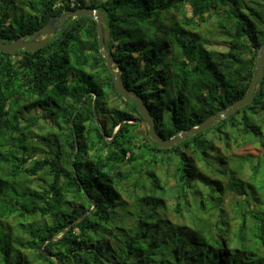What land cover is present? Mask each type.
<instances>
[{"label": "trees", "instance_id": "trees-1", "mask_svg": "<svg viewBox=\"0 0 264 264\" xmlns=\"http://www.w3.org/2000/svg\"><path fill=\"white\" fill-rule=\"evenodd\" d=\"M80 8L104 12L107 53L160 137L246 96L264 0H0V40ZM211 22L225 51L192 34ZM106 62L89 17L69 19L35 52L0 51V225L15 217L19 232L0 235L1 263L264 264V78L251 104L165 150L141 134L136 103L115 92ZM240 141L260 154L233 160Z\"/></svg>", "mask_w": 264, "mask_h": 264}, {"label": "water", "instance_id": "water-1", "mask_svg": "<svg viewBox=\"0 0 264 264\" xmlns=\"http://www.w3.org/2000/svg\"><path fill=\"white\" fill-rule=\"evenodd\" d=\"M82 17H89L92 20L96 21L97 23V33L100 43V51L102 52L104 58L107 61L106 62L107 69L114 84L115 92L123 99L131 98L135 101L138 112L142 118L139 122L147 126L150 139L154 141L162 149L165 150L171 149L172 147L177 145L180 141L185 140L187 137H192L199 133L209 130L215 123L230 118L231 116L235 115L239 111V109L251 104L254 98V91L257 88L259 82L264 78V45H262L257 52L256 70L253 74L252 81L249 84L248 92L243 99H240L235 103H233L231 107L228 108L226 111L211 115L207 120H205L199 126L194 127L187 131H181L172 139H168V140L164 139L158 135L156 130L155 119L151 114V112L149 111L143 98L139 96V94L136 91L129 90L125 86L121 78V72L119 70L116 71L113 68L114 67L113 60L110 57V55L107 53V50L105 48V41H104L105 14L102 10L80 8L68 12L67 14L62 16L53 17L49 20V22L45 27L39 29L38 31L32 34H28L26 36L20 37L14 42L4 43L3 41L0 40V51L10 55H14L21 50H24L26 52H35L39 49L44 48L49 43L50 38L64 28L65 23L69 19H76ZM78 111L79 110H77L76 114L78 113ZM94 115H96L95 106H94ZM94 209H95V205H93L92 209L89 212H87L78 221L82 220L87 215L92 214ZM48 241H50V239L42 243L41 245L42 251L45 243Z\"/></svg>", "mask_w": 264, "mask_h": 264}, {"label": "rangeland", "instance_id": "rangeland-1", "mask_svg": "<svg viewBox=\"0 0 264 264\" xmlns=\"http://www.w3.org/2000/svg\"><path fill=\"white\" fill-rule=\"evenodd\" d=\"M176 16L178 19H180V14H176ZM214 28H216L215 24H213V22H211V24L203 26L202 29H200L199 31L197 30L196 32H192V34L194 36H196V34H198L200 37L205 38L208 41L207 45L209 46V48H211L213 50H218V51H225L227 49V47L223 42L220 41L219 38H217L216 31ZM104 41H105V48L107 49L106 45L109 42V35L105 29H104ZM113 68L117 71L115 66ZM115 103H117V102H115ZM262 126H264V123L262 124ZM146 131H148L147 126L145 124H142L141 134L144 135ZM232 143H233V145L231 146V149L229 150V156H230V158H233V160H236V158L238 159L239 157L242 158L244 155H252L255 157V156L260 154L259 147L252 144V143L245 142V141H240L238 143L232 142ZM217 148H222V146L218 145ZM222 153H223V151H222ZM39 157L40 156H38L37 158H39ZM167 169H168V165H165L163 169L158 170L160 177L162 179L164 178V180H170L169 185L173 186L174 182L170 178L171 173L169 175L166 174ZM36 179L37 178H34V179L32 178L29 182L26 180V178L23 177L22 182H24L28 185H31L32 187H38L39 185H41V186L45 185V183L43 181L38 182ZM125 188L126 189L129 188L133 191V193H131V194H127V192L122 193L123 199H125L127 202H129L131 204V203H133V201L135 200V197L137 195L134 192V189H132L133 188L132 183H129L128 187H125ZM166 199L170 201V199H168V198H166ZM229 201H231L232 203L235 201V195L234 194L229 195ZM169 203H171V202H169ZM2 205H3V203L0 201V210L2 209ZM169 206H170V204H169ZM226 210L228 211L229 214H231V216L233 218V216H234L233 209H231V207H229L227 205ZM166 218H168L169 220H172L173 222L178 220L176 217L175 211H170V210L166 211ZM36 221L40 222L41 220L37 219ZM1 234H7L10 239H11V237L15 239V237L19 236L18 223L15 220V217H10V219L8 220V223L0 225V235ZM13 244H14V242H13ZM1 262H2V260L0 261V263Z\"/></svg>", "mask_w": 264, "mask_h": 264}]
</instances>
